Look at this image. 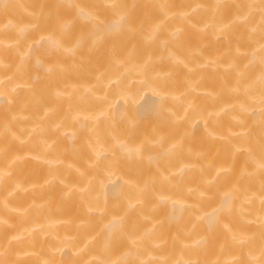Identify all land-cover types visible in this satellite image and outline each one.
Instances as JSON below:
<instances>
[{
  "label": "bare ground",
  "instance_id": "bare-ground-1",
  "mask_svg": "<svg viewBox=\"0 0 264 264\" xmlns=\"http://www.w3.org/2000/svg\"><path fill=\"white\" fill-rule=\"evenodd\" d=\"M0 264H264V0H0Z\"/></svg>",
  "mask_w": 264,
  "mask_h": 264
}]
</instances>
